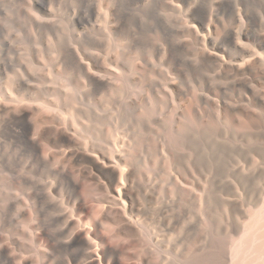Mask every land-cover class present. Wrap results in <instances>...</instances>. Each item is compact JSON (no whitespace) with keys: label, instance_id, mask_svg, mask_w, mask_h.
<instances>
[{"label":"bare ground","instance_id":"1","mask_svg":"<svg viewBox=\"0 0 264 264\" xmlns=\"http://www.w3.org/2000/svg\"><path fill=\"white\" fill-rule=\"evenodd\" d=\"M156 1L129 26L108 0H0V264H160L165 195L210 229L219 204L227 230L249 210L231 247L204 227L174 264H264V30L222 0ZM12 59L31 67L7 81Z\"/></svg>","mask_w":264,"mask_h":264},{"label":"rangeland","instance_id":"2","mask_svg":"<svg viewBox=\"0 0 264 264\" xmlns=\"http://www.w3.org/2000/svg\"><path fill=\"white\" fill-rule=\"evenodd\" d=\"M67 1L68 0H65V1L64 0H61V1L58 0V2H57V0H56V4L57 3H64ZM222 1L228 6H240V7L244 8L246 10L248 16L250 17L251 21H253L259 29L264 30V0H241V1L240 0L239 1L222 0ZM47 2L49 3V2H51V0H49V1L46 0V3ZM108 2L111 5H114L118 11H121L122 9H125V8H129L125 11L126 15H127V23L129 26L135 25L137 23V19H139V18H140V20L144 21L141 24H146V23L151 22L153 20V15L151 14V12H152V10L156 9V4H157L156 0H144V1L138 3L134 6H132L133 0H108ZM48 3H47V7L52 6V5H50V3L49 4ZM137 5H143L144 7L143 8H136L137 12L134 10H131V8H133ZM140 9H143L144 12H141ZM8 12H9V9H8V7L5 6L4 7V13L5 14L2 16L3 18L2 17L0 18V21L6 23V25H8L9 20H10L9 19L10 13H8ZM54 12H56V10H54ZM6 28H8V27L6 26ZM9 31L10 30L7 29L6 32L8 33ZM21 46L23 47L24 44L21 43ZM35 46L38 47L37 44H35ZM10 57H11V54L8 53V48L1 47L0 59L7 61V60H9ZM138 57L140 58L139 54L137 55V58ZM28 65L30 66L28 59L20 60L19 63H18V60L12 59L8 68L5 71L4 76H6V77L3 76L4 80L6 79L7 81H11V79L16 74L17 70H19L22 73L25 68H28ZM43 71L45 74H48L47 68L43 69ZM187 84H189L190 89H193V90L198 92L197 88L194 86V83L192 81H189L186 79L181 81V86L183 88H186ZM223 133H224L223 128L221 127V130H219L217 124H210V125L204 127V131L201 132L200 136L203 137L205 142H206L205 148L207 151H209L210 147H213L214 151L217 150L218 148L220 149V147H221L222 153H224V141L221 139V136ZM218 137L220 138V140H218V142L216 141L217 143L215 141H213V140L217 139ZM204 161L205 160L200 161L202 164L199 166V168L206 166V163ZM256 179H258V182ZM256 179L254 180V185L256 186V189L258 190V192L263 194V192H264V189H263L264 188V173H262ZM165 196L167 197V199L169 201H164V200L160 199L161 196H159L157 198L156 202H153V203L148 205L150 213H152L154 211L153 209H155L157 206L164 205L166 203L169 206V207H167V213H166V216H167L166 223L169 224L168 228L165 230H157L156 231L155 238L153 240L154 245L152 246V251L158 257L160 264H174L176 262L183 261L187 255V253L191 250L192 246L193 245L196 246V243H197L196 236L193 232L195 231V233L200 232L201 234H203L207 230L205 228H208V230H210V233L213 234L212 235L213 240L215 238H220V235H221V239L224 241V245L226 247H229L231 244L233 245L235 241H230L229 243L226 241H229V239L230 238L232 239V237L235 238V236H236V239L238 240V237L240 236L238 234H240L239 231L241 230V225H242L241 222L246 220V218H247L246 214L249 212V210L244 207L242 209V211L236 215L237 228L235 230H227L228 217L225 214V212L223 211L224 206L222 204H219L218 207L214 208L213 211L211 212V216H212L211 217L212 224L210 225V227L212 229L211 230L207 226L205 220L203 218H200V216L198 217V209H197V206H195L194 202H191L185 198L177 199V198L169 196V195H165ZM247 199L248 198H245L243 196V200H246V202H247L246 205L253 204L254 198H251V199L249 198L248 200ZM244 211H246V212H244ZM241 214H242V216H241ZM226 220H227V223H226ZM226 230H227V232H226ZM225 232H226V235H225ZM229 235L232 237L228 238ZM237 235H238V237H237ZM193 237H194V240H193ZM224 238L226 240H224ZM232 240H235V239H232ZM215 248H213V250H214V252L217 251V254H218L221 251V248L218 249V246ZM198 261L201 262L199 258H197V262ZM199 262H198V264H199Z\"/></svg>","mask_w":264,"mask_h":264}]
</instances>
